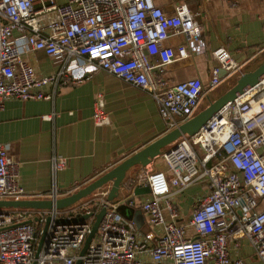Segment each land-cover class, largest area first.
Here are the masks:
<instances>
[{
  "label": "built area",
  "instance_id": "obj_1",
  "mask_svg": "<svg viewBox=\"0 0 264 264\" xmlns=\"http://www.w3.org/2000/svg\"><path fill=\"white\" fill-rule=\"evenodd\" d=\"M194 14L185 3L167 12L154 0H0V109L6 97L53 100L58 85L80 83L103 70L147 92L167 130H173L195 114L209 90L241 66L219 47L212 51L216 65L208 84L200 77L168 80L166 66L206 49ZM262 20L264 28V14ZM32 50L52 58L56 72L38 75L25 57ZM48 84L53 90L45 93ZM53 115L44 117L51 120ZM93 121L96 126L108 123L100 96ZM161 156L164 170L135 178L148 186L150 198L124 200L146 213L158 235L152 229L140 235L135 222L118 213L120 202L107 200L109 188H104L72 207H4L0 264H75L78 259L79 264H142L139 255L144 253L153 264H244L229 253V243L242 236L264 263V78ZM66 164L64 156L53 152L52 201L58 198L57 174ZM202 178L208 180L209 191L189 219L196 237H188L185 225L164 218L160 200L172 187L181 191ZM25 194L18 163L0 141V200L19 201ZM166 203L176 218L177 211ZM102 207L97 232L80 255L94 214Z\"/></svg>",
  "mask_w": 264,
  "mask_h": 264
},
{
  "label": "crops",
  "instance_id": "obj_2",
  "mask_svg": "<svg viewBox=\"0 0 264 264\" xmlns=\"http://www.w3.org/2000/svg\"><path fill=\"white\" fill-rule=\"evenodd\" d=\"M65 1L56 0L58 3ZM154 2L167 12H171L178 3L187 4L201 25L207 44L203 53L189 55L164 68L170 82L200 77L205 85L208 84L211 68L216 65L212 51L219 47L226 49L241 64L235 73L203 96L200 101L201 104L206 103L203 109L230 89L241 74L254 70L264 62V0ZM18 34L14 31L15 36ZM25 57L38 75L47 76L58 69L54 60L42 51H28ZM42 90L49 93L53 86L45 85ZM98 96L108 116V123L100 126L93 121ZM53 112L51 120L44 117ZM166 132L168 130L156 102L147 92L103 70L95 71L80 83L58 85L53 100L6 97L0 109V141L8 146L11 158L18 163L19 184L26 192L24 199H49L50 158L53 152L67 160L66 167L57 174L59 198L87 185ZM169 147L171 145L162 149L160 156L145 167L136 165L131 169H137V174L164 170L161 155ZM129 171L117 197L113 199L120 202L117 211L135 222L140 235L150 229L158 235L159 230L151 228L145 212L124 202L130 198L139 201L150 198L149 193L134 194L136 187L145 185H139L135 180L137 174H129ZM110 185L107 183L96 191L110 188ZM208 191L209 182L205 178L196 180L181 191L172 187L171 194L160 200L164 218L185 225L187 236L196 237L189 219ZM167 201L177 211L176 218H171ZM229 253L232 260L241 258L244 264H264L246 236L232 240ZM139 258L142 264H153L147 253L140 254ZM159 264L171 262L164 260Z\"/></svg>",
  "mask_w": 264,
  "mask_h": 264
},
{
  "label": "water",
  "instance_id": "obj_3",
  "mask_svg": "<svg viewBox=\"0 0 264 264\" xmlns=\"http://www.w3.org/2000/svg\"><path fill=\"white\" fill-rule=\"evenodd\" d=\"M264 78V62L257 68L250 72L243 73L239 76L236 83L226 92L218 96L215 100L211 101L207 107L193 115L187 121L179 125L177 128L166 132L161 137L157 138L144 148L138 150L131 156L127 157L112 169L102 174L95 180L87 185L79 188L75 192L57 198L55 201L50 199H22L19 201L13 200H0V207L5 208H65L72 204L77 203L79 200L91 195L96 190L111 183L107 200L112 201L117 197L118 191L123 184L126 173L132 167L139 165L145 167L153 161L154 158L160 156L162 149L169 145H174L176 141L184 135H192L196 133L206 122L213 117L226 103L233 101L235 98L243 95L252 89L258 82ZM173 147V146H172ZM149 193L148 186H138L134 190V194H147ZM105 213V207H102L96 214H94V221L91 230L86 236L83 245L79 251L82 255L87 249L90 241L97 232L98 225ZM88 217L87 215L84 216ZM78 259L75 264H79Z\"/></svg>",
  "mask_w": 264,
  "mask_h": 264
},
{
  "label": "rangeland",
  "instance_id": "obj_4",
  "mask_svg": "<svg viewBox=\"0 0 264 264\" xmlns=\"http://www.w3.org/2000/svg\"><path fill=\"white\" fill-rule=\"evenodd\" d=\"M204 105H206L205 102H203L202 104L200 103L199 106L197 107L196 111H195V114L198 113L199 111H201V110L203 109V106H204ZM195 114H194V115H195ZM172 146H173V145H171V147H172ZM171 147H169V149H170ZM167 149H168V148H167ZM159 159H161V158H159ZM136 170H137V169H135V168H134V169H130L129 174H132V175H133V174H134V175L137 174V171H136ZM135 171H136V172H135ZM128 176H129V175H128ZM129 177H130V176H129ZM95 192H96V191H95ZM95 192H94V193H95ZM94 193H92L91 195H89V196H87V197H85V198H89V197H91ZM85 198H83V199H81V200H86ZM0 199H2V198H0ZM72 205H73V204H72ZM70 206H71V205H70ZM70 206H69V207H70ZM2 209H4V208H3V207H0V210H2Z\"/></svg>",
  "mask_w": 264,
  "mask_h": 264
},
{
  "label": "trees",
  "instance_id": "obj_5",
  "mask_svg": "<svg viewBox=\"0 0 264 264\" xmlns=\"http://www.w3.org/2000/svg\"><path fill=\"white\" fill-rule=\"evenodd\" d=\"M127 180H125V182H126ZM95 210H97V207L95 208Z\"/></svg>",
  "mask_w": 264,
  "mask_h": 264
}]
</instances>
